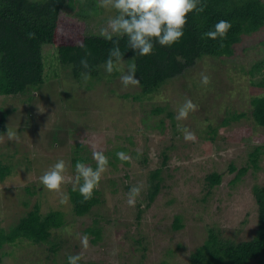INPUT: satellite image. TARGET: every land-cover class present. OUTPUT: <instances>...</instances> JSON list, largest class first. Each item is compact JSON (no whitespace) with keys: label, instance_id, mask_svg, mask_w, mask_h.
I'll use <instances>...</instances> for the list:
<instances>
[{"label":"rangeland","instance_id":"1","mask_svg":"<svg viewBox=\"0 0 264 264\" xmlns=\"http://www.w3.org/2000/svg\"><path fill=\"white\" fill-rule=\"evenodd\" d=\"M98 1L104 13L86 18L84 31L106 37L120 34V24L109 11L124 0ZM42 52L45 68L58 78L49 79L32 99L0 96V112L9 110L8 131L0 136V161L13 165L0 181V228L8 230L35 203L42 214L61 210L65 223L52 231L48 242L3 245L0 264H187L209 229L228 241L253 237L258 213L253 186L264 185V128L251 118L250 99L264 93V86H256L264 69L253 75L248 71L264 60V26L244 35L231 57L200 59L140 100L133 98L140 91L134 78L122 74L130 71L126 64L116 65L122 75L110 82L108 69H102L99 79L79 83L68 77V68L57 67L54 47L44 46ZM154 107L163 111L153 113ZM229 112L246 115L223 126L221 120ZM210 126L217 129L213 141ZM76 143L83 151L75 149ZM86 146L96 154L95 170L88 163L70 165ZM121 147L127 148L122 156L129 166H100L106 150ZM256 147L259 168L253 169L248 153ZM230 162L235 165L232 171ZM244 166L245 173L232 184ZM158 168L163 182L147 205V176ZM211 171L222 177L207 194L202 178ZM80 178L88 190H98V202L76 217L67 187H78ZM94 179L98 182L93 185ZM203 196L206 201H198ZM175 215L184 222L178 231L172 227ZM88 227L100 228L99 237L87 233Z\"/></svg>","mask_w":264,"mask_h":264},{"label":"trees","instance_id":"2","mask_svg":"<svg viewBox=\"0 0 264 264\" xmlns=\"http://www.w3.org/2000/svg\"><path fill=\"white\" fill-rule=\"evenodd\" d=\"M114 10L110 9L109 14L116 18L121 31L118 35L106 37L84 31L86 18L104 13V7L98 0H0V96L25 95L32 99L49 79L58 78L59 74L49 73L45 68L43 47L51 46L56 51L53 59L57 67L68 68L69 78L79 83L84 80L91 83L102 76L100 70L108 69L107 80L110 82L111 78L125 74L134 78L140 91L133 98L140 100L151 97L200 59L231 57L235 45L244 35L264 26V3L261 0H124ZM121 63L126 64L130 71L120 74L116 65ZM262 69L264 60L253 65L248 73L253 75L254 71ZM251 82L254 84V80ZM256 86H264V75ZM123 96L129 94L124 93ZM250 105L254 123L264 128V93L252 96ZM162 111L161 107L152 109L153 113ZM8 112L5 109L0 112V136L8 131ZM245 115L229 112L221 124L226 126ZM166 116L172 117V113L168 112ZM162 124L163 119L159 126ZM209 128V140L213 141L217 129ZM75 149L83 151L84 146L76 143ZM117 150H106L100 157L97 155L100 166L114 167L117 162L129 166L128 159L122 156L127 148ZM259 152V147H256L248 153V162L253 169L259 168ZM93 155L96 154L86 146L83 154L73 156L70 165L79 167L88 163L89 169L95 170L94 162L98 161L93 159ZM166 160L164 153L163 163ZM12 166L0 161V181L10 173ZM228 169H235L233 162L228 163ZM245 171L246 166L241 167L232 184ZM160 173L161 168H158L147 176V188L143 192L147 205L160 191L163 182ZM221 177L222 174L216 171L203 176L207 194L220 183ZM96 182L98 180L94 179L91 184ZM126 187L129 189L131 186ZM30 188L27 186L26 190ZM67 194L72 215L76 217L89 213L98 202V190H88L81 178L78 187H67ZM253 194L258 212L253 237L240 242L228 241L209 229L202 244L189 254L187 264H248L251 261L264 264V185L255 184ZM172 201L170 199L169 203ZM198 201L205 202L206 196ZM38 207L35 203L34 208L8 230L0 228V262L4 254L1 250L3 245L15 246L22 240L33 244L48 242L52 231L65 223L61 210L42 214ZM172 227L175 231L183 229V218L175 215ZM85 231L94 234V239L100 235L98 227H88Z\"/></svg>","mask_w":264,"mask_h":264}]
</instances>
